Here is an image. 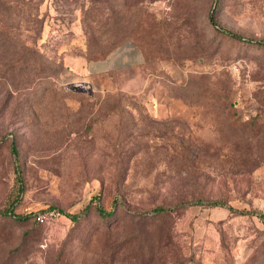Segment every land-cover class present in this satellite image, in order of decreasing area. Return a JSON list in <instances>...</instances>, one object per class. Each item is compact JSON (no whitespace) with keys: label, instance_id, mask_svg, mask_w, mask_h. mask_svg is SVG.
Wrapping results in <instances>:
<instances>
[{"label":"rangeland","instance_id":"rangeland-1","mask_svg":"<svg viewBox=\"0 0 264 264\" xmlns=\"http://www.w3.org/2000/svg\"><path fill=\"white\" fill-rule=\"evenodd\" d=\"M248 39L264 0H0V264H264Z\"/></svg>","mask_w":264,"mask_h":264},{"label":"crops","instance_id":"crops-1","mask_svg":"<svg viewBox=\"0 0 264 264\" xmlns=\"http://www.w3.org/2000/svg\"><path fill=\"white\" fill-rule=\"evenodd\" d=\"M121 51L116 54H110L107 58L102 59V60H97L94 62H87L84 61L80 63L79 69L81 71V74L84 73H101V72H107V71H112V70H119L122 66L131 64V60L135 56L136 62H137V51L135 50H125ZM125 61V62H122ZM77 71V68L73 69V71ZM74 78H72L71 81L77 80L80 77V75H76L75 73L73 74Z\"/></svg>","mask_w":264,"mask_h":264},{"label":"trees","instance_id":"trees-1","mask_svg":"<svg viewBox=\"0 0 264 264\" xmlns=\"http://www.w3.org/2000/svg\"><path fill=\"white\" fill-rule=\"evenodd\" d=\"M212 17V16H211ZM211 20L213 21V18H211ZM226 34L229 36V37H231V38H235V39H239V40H243L238 34H236V33H234V32H231V31H229V30H227L226 31ZM245 41H247V42H250V43H254V44H262V45H264V42H262V41H252V40H250V39H248V40H245ZM102 52H98V54H95V58H98V57H100V56H102ZM216 205V204H215ZM164 211V209L161 207V206H158V207H156V208H154V212H156V213H161V212H163ZM102 214H103V211H100ZM0 213H10V210L7 212V211H3V212H0ZM105 215V214H104ZM106 215H111V212H108ZM68 216H69V218L72 220V221H76L78 218H79V215H77V214H68ZM20 218H22V219H24V218H28V216H23V217H20Z\"/></svg>","mask_w":264,"mask_h":264},{"label":"built area","instance_id":"built-area-1","mask_svg":"<svg viewBox=\"0 0 264 264\" xmlns=\"http://www.w3.org/2000/svg\"><path fill=\"white\" fill-rule=\"evenodd\" d=\"M52 214L53 213L50 212L49 215H52ZM47 218H48V215H40V216L37 217V219H38L39 222H44Z\"/></svg>","mask_w":264,"mask_h":264}]
</instances>
